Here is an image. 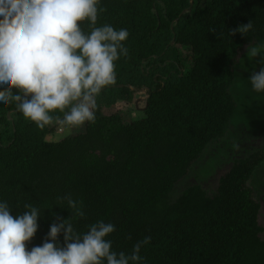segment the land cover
<instances>
[{
  "label": "trees",
  "instance_id": "1",
  "mask_svg": "<svg viewBox=\"0 0 264 264\" xmlns=\"http://www.w3.org/2000/svg\"><path fill=\"white\" fill-rule=\"evenodd\" d=\"M99 7L96 27L126 28L129 36L115 83L96 98L95 120L53 140L47 136L63 113L38 128L13 103L0 107V200L13 216L27 203L42 212L27 249L58 219L81 234L102 220L115 225L107 237L113 251L130 253L151 237L142 264H264V176L257 181L264 120L250 127L256 66L245 64L247 52L264 45V0H101ZM249 20L252 30L230 35ZM140 92L142 113L126 121L122 110L135 108ZM69 194L83 217L66 209L61 197Z\"/></svg>",
  "mask_w": 264,
  "mask_h": 264
},
{
  "label": "clouds",
  "instance_id": "2",
  "mask_svg": "<svg viewBox=\"0 0 264 264\" xmlns=\"http://www.w3.org/2000/svg\"><path fill=\"white\" fill-rule=\"evenodd\" d=\"M101 0H0V107L13 103L16 111L44 128L53 113H63L62 123L79 127L96 118V98L116 80V61L128 55L126 28L110 24L96 27ZM91 30L85 32L81 22ZM253 29L251 20L238 26L244 35ZM264 56L255 49L253 57ZM248 82L264 94V66ZM67 210L83 217L81 203L71 195L61 197ZM13 216L10 204L0 200V264H142L141 248L151 241H137L130 253L112 250L107 237L115 225L102 220L88 231L76 232L70 219L53 222L45 241L27 249L38 230L41 209L23 205ZM72 215V213H71ZM62 234L63 243L58 242Z\"/></svg>",
  "mask_w": 264,
  "mask_h": 264
},
{
  "label": "rangeland",
  "instance_id": "3",
  "mask_svg": "<svg viewBox=\"0 0 264 264\" xmlns=\"http://www.w3.org/2000/svg\"><path fill=\"white\" fill-rule=\"evenodd\" d=\"M255 50L257 52H259L262 56H264V45L259 47V48H255ZM252 51H249L247 52V55L245 56V64L247 67H253V66H256L255 67V70L253 72H251L250 74L252 75L253 73H257L259 72L261 66H263L261 64V56L258 54L256 57H253L252 55ZM244 70V69H242ZM245 75V74H243ZM250 91L252 93V95H250L247 99V110L246 112L250 111V114L251 115H248V116H252L253 118L255 119H249V123H252L250 125L251 128H257L261 125H263V122L260 121V120H257V119H262L264 120V99H263V95L261 94H256L255 97H254V92L251 90V87H250ZM145 94L143 93H136L134 95V101L136 103V107L134 108L133 106H130V105H126L124 107V109L122 110V115L124 117V119L126 121H129L135 117H137L138 115L140 116L141 115V111H137L138 109H140L144 104H145ZM104 108V112L106 114H110L111 112L114 111V108L112 106L108 107V106H105L103 107ZM137 108V110H136ZM84 129V125L82 126H79V127H70L66 124H61L59 126V128H55V131L53 134H50L47 136V138H52L53 140H58L60 137H62L63 135L65 134H68V133H77V132H80ZM58 132H61V133H58ZM63 132V133H62ZM258 174H257V181L261 180V178L264 176V167L258 169ZM256 181V182H257ZM259 183V182H257ZM260 184V183H259ZM264 216V215H261V217Z\"/></svg>",
  "mask_w": 264,
  "mask_h": 264
}]
</instances>
